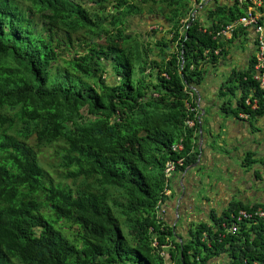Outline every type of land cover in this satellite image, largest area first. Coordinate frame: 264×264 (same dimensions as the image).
Here are the masks:
<instances>
[{
  "label": "trees",
  "instance_id": "16d2710c",
  "mask_svg": "<svg viewBox=\"0 0 264 264\" xmlns=\"http://www.w3.org/2000/svg\"><path fill=\"white\" fill-rule=\"evenodd\" d=\"M196 1L0 0V264H264L261 217L229 231L230 213L264 203L213 209L186 236L166 220L203 151L206 74L249 33L217 35L248 4L216 1L202 20ZM143 6L165 30L129 31ZM255 63L219 90L220 111L251 124L264 115ZM49 147L67 166L60 178L44 164Z\"/></svg>",
  "mask_w": 264,
  "mask_h": 264
},
{
  "label": "crops",
  "instance_id": "0c3cea01",
  "mask_svg": "<svg viewBox=\"0 0 264 264\" xmlns=\"http://www.w3.org/2000/svg\"><path fill=\"white\" fill-rule=\"evenodd\" d=\"M216 1L220 4L228 3V0H206V4L209 7H213L216 4ZM204 14L205 12L202 13V17H205ZM248 32L249 38L245 42L241 39V41L236 40L233 43L229 44V50L232 49V51H230V54L228 56L229 58H227L228 61L222 59L220 63L221 66L209 69L206 74L205 85L203 88L204 98L202 101V106H204V108L210 106V109L207 110V112L203 110L200 115H202V117L204 116V118L207 117L208 119H214L207 124V129H204L203 123V153L201 152V154L199 155L201 157V160L205 155L204 149H214L213 145L211 144L215 139L212 135L214 127H216L215 132L220 134L223 132L224 139L228 137V144H231V146L235 148L236 152L231 156L232 158L236 154H238L239 156L247 155V157L249 158L250 153V159H252L253 157L258 156L259 150H262L264 152V117L256 119L253 118L251 124L247 120L238 119L232 113L229 115L223 114L220 111L221 103L219 101H216V97H218L219 95L220 87L224 84V80L230 76L232 69L236 67L242 69L247 68L251 56L255 54V29L253 27H249ZM206 67L208 68V66ZM209 95H212L211 99L208 98ZM238 115L240 118H242L240 116L241 112H238ZM224 120H226V122ZM256 127L257 129L262 131V135H260L259 137H257L254 133V128ZM249 134H252L254 137H252L251 139H246V135ZM199 142H201V134L199 137ZM217 161L220 162L221 165L223 164V162L219 161V159ZM212 163L214 162L211 161V164ZM231 166L233 168L232 170H235V166L237 168H240V175L237 178V181L231 184L225 179V176L219 179V188H217V190L219 189L220 192H217L218 195L215 194V186L212 185L209 193L211 197L215 199L213 206L211 207L209 201H206L205 204L201 205L202 208L205 209V211L203 213L200 212L193 214L199 216L200 220H206L214 207H216V211L221 214L230 206L233 201H241L249 205L264 203V164L254 162H249L248 164H246L241 160L240 163L238 161L229 162L225 165V172L227 173L225 175H228L230 173L229 168L231 169ZM189 169L190 170L188 171L187 175L182 179L180 178V185L182 186V190L178 189V193L176 194V196L170 200V207L168 208L166 220L168 222L170 220L171 224L172 222H176L177 220H173L177 216L176 207L174 206H177L180 202V196H182V201L187 194L192 193L193 187L190 188L189 184L192 186L195 184L200 185L205 183V181L207 180V178L204 181L205 178L200 179L197 177V175L195 174L196 165L189 166ZM216 184H218V181ZM235 184H239L242 187V190H235ZM231 188L234 191H231ZM192 199L193 198L189 197L188 207L193 204ZM188 228L189 224L183 229L184 236L187 235ZM218 261L219 264H229V259L225 255L217 257L212 262L216 263Z\"/></svg>",
  "mask_w": 264,
  "mask_h": 264
},
{
  "label": "rangeland",
  "instance_id": "374dc122",
  "mask_svg": "<svg viewBox=\"0 0 264 264\" xmlns=\"http://www.w3.org/2000/svg\"><path fill=\"white\" fill-rule=\"evenodd\" d=\"M89 4L91 5L92 2L89 1ZM194 6L197 7L199 10L197 14L198 15L200 14V16H202V8L199 7V4L196 3L194 4ZM143 7H144V11L142 14L140 15L136 14L129 18V24H128L129 31L134 32L136 36H138L139 34L140 36H146L144 34L150 33L152 32V30H157L158 33L161 30H165L164 27L166 26L167 21L165 20L164 15H160L158 13L156 14L150 13L148 10V6H143ZM163 33L164 32H162V34ZM230 51H232V49H230ZM225 61H228V59ZM106 76L108 80L113 79V72L110 68L107 70ZM208 98L211 99L212 95H209ZM229 98L233 99L232 96H230ZM225 99H228V97L221 98L219 95L218 97H216V101H219L221 104ZM209 109L210 106H207V110ZM213 119H208L207 117L203 119L204 129H207V124L210 123V121H212ZM224 121L226 122V120ZM215 130L216 127H214V131L212 132V135L214 136L215 139L214 142L211 143L215 150L204 149L205 155L202 158V162L196 165L195 174L197 175V177L200 179L205 178L204 181L207 178V180L205 181V183L200 185L195 184L192 186L189 184L190 188L193 187L192 193L187 194L182 201H181L182 196H180V202L177 206L178 218L176 222H174V224H170L176 236H178V234L183 235L184 234L183 229L188 224L193 223L192 227L194 228L195 223L200 222L199 216L193 214L200 212L203 213L205 211V209H203L201 205L205 204L206 201H209L211 207L213 206L215 199H213L209 193V190L212 187V185L215 186V194L218 195L217 192H220L219 189L217 190V188H219L218 187L220 182L219 179L225 176V179L229 181L231 184L237 181V178L240 175L239 172L240 168H237L235 166L234 167L235 170H232L233 168L231 166V169L229 168L230 170V173L228 174L229 176L225 175L227 174L225 172L226 163L237 162V161L240 163V160L245 162V159L248 158L247 155L239 156L238 154L234 155V157L232 158L231 156L236 152L235 148L232 147L231 144H228L229 142L228 137L224 139L223 132L220 134L215 132ZM254 133L257 137L262 135V131L257 129V127L254 128ZM252 137H254L252 134L246 135V139H251ZM218 159L219 161L223 162L222 165L220 164V162L217 161ZM252 159L254 161H259V163H261L262 161H264V152L262 150H259L258 156H255ZM211 161H213L214 163L211 164ZM44 164L55 177L60 178V175L66 173L67 166L63 164L59 153L56 151V147H49L45 150ZM166 176L168 175L166 174ZM217 181L218 184H216ZM232 188L230 190L234 191ZM234 189L235 190L237 189L238 191L239 189L242 190V187L239 184H235ZM175 193L177 194L178 192L175 190ZM189 197L193 198L192 199L193 204L188 207ZM214 210L216 211V207H214Z\"/></svg>",
  "mask_w": 264,
  "mask_h": 264
},
{
  "label": "clouds",
  "instance_id": "9594fccd",
  "mask_svg": "<svg viewBox=\"0 0 264 264\" xmlns=\"http://www.w3.org/2000/svg\"><path fill=\"white\" fill-rule=\"evenodd\" d=\"M238 2H240V3H246V4H248V9L246 10V13L244 14V15H242L238 20H236V21H234V22H230V23H228L227 25H225L224 26V28H222L220 31H218L217 32V35L218 36H222L223 38H225V40H229V39H232V37H233V34H234V32L238 29V28H240V27H243L244 29H246L247 31H248V28L249 27H253L254 29H255V33H256V36L254 37V44H255V47H256V50H255V57H256V63H255V66H254V69H255V73H254V79L259 83V85H260V88L264 91V86H263V84H262V77H263V74H264V68H262V67H259V65L261 64V63H263L264 64V58L262 59V60H260V57H259V52H260V46H261V40H263L264 41V25L262 24V21H263V19H264V15H263V13L260 11V7L262 6V4H263V0H258V1H254V0H238ZM196 3H198L199 4V7H201L202 8V13H204L205 12V10H204V6H207V4H206V0H201V2H198V1H196L195 2V4ZM217 3V2H216ZM199 10H198V8L197 7H195V9L192 11V16H196V15H198L197 14V12H198ZM200 15V14H199ZM249 16H251V17H255L256 18V21L254 22H248V23H245L244 21H243V18L244 17H249ZM202 17V16H201ZM205 17H202V20L204 19ZM259 26L262 28V29H259ZM248 36V35H247ZM249 38V37H248ZM241 39L242 40H244V35L243 36H240L238 39H236L237 41H241ZM236 40H234V41H236ZM234 41H232V42H234ZM246 40H244V42H245ZM229 44L230 43H228V45H227V47L228 48H230L229 47ZM230 51V50H229ZM253 55V56H254ZM228 56H229V54H228ZM228 56H227V58H228ZM252 57V56H251ZM251 59V58H250ZM226 60V59H225ZM233 106H235V104L233 105ZM241 117L242 116H245L246 118H248V115L246 114V113H244V112H241V115H240ZM200 117H201V115H200ZM262 117H264V115L263 116H260V117H256V118H262ZM243 118V117H242ZM254 118V117H253ZM255 118V119H256ZM203 125V124H202ZM204 129H203V126L202 127H200V134H201V142H199L198 141V143H199V147H200V149H202L203 148V139H204ZM176 144H178V143H176ZM175 144V145H176ZM180 144H182V143H180ZM182 146H183V144H182ZM174 148V147H173ZM183 148H184V146L181 148V149H175V150H183ZM202 153H203V151H202ZM201 157L199 156V158H198V160H197V162L196 163H193L192 165H190V166H195V165H197L198 163H200L202 160L200 159ZM254 163H259V161H255ZM169 164V163H168ZM260 164H264V161H262ZM252 165H254V164H252ZM190 169H189V166L186 168V170H185V172H184V174H183V177L184 176H186L187 175V173H188V171H189ZM182 177V178H183ZM186 188V187H185ZM179 204V203H178ZM247 205H249V204H247ZM178 206V205H177ZM177 206H176V212H177V216H176V218H174L173 220H175V219H177L178 218V211H177ZM175 207V206H174ZM259 208H264V207H262V206H258L257 207V209H259ZM257 209H244V208H241V209H239L238 211H236L235 213H230V215L232 216V218L234 219V222H233V224H232V226L229 228V231L230 232H232V233H237L238 232V230H239V227H240V223H241V221H244V220H252V219H254L255 217H260L259 215H257L256 214V210ZM213 210V209H212ZM217 212V211H216ZM224 212V211H223ZM222 212V213H223ZM242 212H247V213H252L253 215H252V217H250V218H245V217H243V214H242ZM221 213V214H222ZM209 216V215H208ZM242 217V218H241ZM207 219H208V217H207ZM206 219V220H207ZM263 219V218H262ZM264 220V219H263ZM174 222H172V224H173ZM234 225H236L237 226V229L234 231L232 228H233V226ZM215 260V259H214ZM213 260V261H214Z\"/></svg>",
  "mask_w": 264,
  "mask_h": 264
},
{
  "label": "built area",
  "instance_id": "2783aa9c",
  "mask_svg": "<svg viewBox=\"0 0 264 264\" xmlns=\"http://www.w3.org/2000/svg\"><path fill=\"white\" fill-rule=\"evenodd\" d=\"M254 1H258V0H254ZM243 21H244L245 23L253 22V21L255 22V21H256V18H255V17H251V16H249V17H244V18H243ZM259 29H262V28L259 26ZM259 57H260V60H262V59L264 58V41H263V40H261V46H260ZM259 67L264 68V64L261 63V64L259 65ZM262 84H263V86H264V74H263V77H262ZM182 147H183V146H182V144H180V143L174 145V149H181ZM173 168H174V165H173L172 163H169V164H168V169L171 170V169H173ZM242 214H243V217H245V218H250V217H252V215H253L252 213H247V212H242ZM256 214L259 215L261 218L264 219V208H259V209H257V210H256ZM241 218H242V217H241ZM232 229L235 231V230L237 229V226L234 225Z\"/></svg>",
  "mask_w": 264,
  "mask_h": 264
}]
</instances>
